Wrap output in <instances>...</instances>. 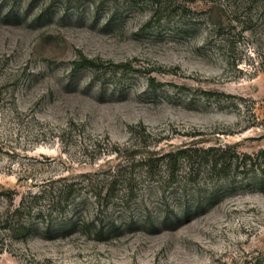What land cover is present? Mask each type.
<instances>
[{
  "label": "rangeland",
  "instance_id": "rangeland-1",
  "mask_svg": "<svg viewBox=\"0 0 264 264\" xmlns=\"http://www.w3.org/2000/svg\"><path fill=\"white\" fill-rule=\"evenodd\" d=\"M0 264H264V0H0Z\"/></svg>",
  "mask_w": 264,
  "mask_h": 264
},
{
  "label": "trees",
  "instance_id": "trees-1",
  "mask_svg": "<svg viewBox=\"0 0 264 264\" xmlns=\"http://www.w3.org/2000/svg\"><path fill=\"white\" fill-rule=\"evenodd\" d=\"M184 153V151H177V152H173V153H167L162 155V161H163V165L166 166V168L169 170L171 169V175H173V173L176 170V165L181 157V155ZM155 163V160H151V163H149V168H154L155 166L153 165ZM148 165V164H147ZM201 205V204H200ZM186 211V210H184ZM187 211L186 212H180V214L174 215L173 219L168 218L167 216H163L161 217V223L162 224H166L168 221L169 223H175V221H179L181 220L182 217H185L187 215ZM179 215V216H178ZM51 228V226L49 224H47L44 228V230L49 231Z\"/></svg>",
  "mask_w": 264,
  "mask_h": 264
}]
</instances>
